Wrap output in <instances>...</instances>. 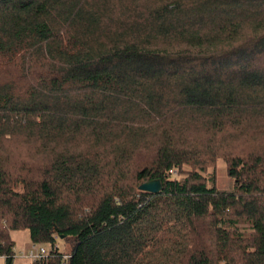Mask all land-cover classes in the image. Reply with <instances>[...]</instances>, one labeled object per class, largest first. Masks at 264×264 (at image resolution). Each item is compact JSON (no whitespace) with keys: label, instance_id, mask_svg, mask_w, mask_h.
I'll list each match as a JSON object with an SVG mask.
<instances>
[{"label":"trees","instance_id":"trees-1","mask_svg":"<svg viewBox=\"0 0 264 264\" xmlns=\"http://www.w3.org/2000/svg\"><path fill=\"white\" fill-rule=\"evenodd\" d=\"M24 229L25 264H264V0H0L5 264Z\"/></svg>","mask_w":264,"mask_h":264},{"label":"rangeland","instance_id":"rangeland-1","mask_svg":"<svg viewBox=\"0 0 264 264\" xmlns=\"http://www.w3.org/2000/svg\"><path fill=\"white\" fill-rule=\"evenodd\" d=\"M226 168H227L226 162L221 157H218L217 159H215L213 166L207 168L208 172L214 173L217 186H220V187L229 186V183L231 181L227 175ZM174 173H176L175 170H174ZM10 235H11V238L14 239L16 242L17 250H19L20 248H23V247L26 248L31 243L27 229L12 231L10 233ZM14 259H15L14 264H22L25 262V260L23 258H20L17 255H15ZM0 263L2 264L3 260L0 259ZM220 264H226V263L220 262Z\"/></svg>","mask_w":264,"mask_h":264},{"label":"built area","instance_id":"built-area-1","mask_svg":"<svg viewBox=\"0 0 264 264\" xmlns=\"http://www.w3.org/2000/svg\"><path fill=\"white\" fill-rule=\"evenodd\" d=\"M48 250L49 246L31 244L29 248L18 251L17 256L28 261H34L45 256Z\"/></svg>","mask_w":264,"mask_h":264},{"label":"water","instance_id":"water-1","mask_svg":"<svg viewBox=\"0 0 264 264\" xmlns=\"http://www.w3.org/2000/svg\"><path fill=\"white\" fill-rule=\"evenodd\" d=\"M139 189L149 191V192H157L161 189V183L159 179H150L139 185Z\"/></svg>","mask_w":264,"mask_h":264},{"label":"crops","instance_id":"crops-1","mask_svg":"<svg viewBox=\"0 0 264 264\" xmlns=\"http://www.w3.org/2000/svg\"><path fill=\"white\" fill-rule=\"evenodd\" d=\"M13 241H14V249L15 250H17V245H16V242H15V240L13 239ZM32 243H30V245H31ZM29 245V246H30ZM29 246H27L26 248H28ZM25 247H23V248H20V250L21 249H26ZM0 259L1 260H3V263L2 264H5V260H4V257H2V256H0ZM25 260V262L24 263H22V264H25L26 262H28L26 259H24ZM14 261H15V259L13 260V264H14ZM1 264V263H0Z\"/></svg>","mask_w":264,"mask_h":264}]
</instances>
